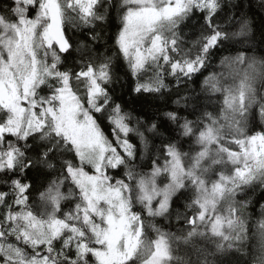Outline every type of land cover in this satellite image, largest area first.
Returning a JSON list of instances; mask_svg holds the SVG:
<instances>
[{"label": "snow or ice", "instance_id": "6c2138e0", "mask_svg": "<svg viewBox=\"0 0 264 264\" xmlns=\"http://www.w3.org/2000/svg\"><path fill=\"white\" fill-rule=\"evenodd\" d=\"M112 7L9 0L0 8V264H181L174 242L196 237L214 246L198 249L197 264H248L249 255L264 264V214L253 227L247 199H235L248 186L264 188V131L247 132L250 116L264 120V59L236 48L202 72L222 49L249 42L252 21L235 19L222 0H120L115 53L98 59L97 29ZM197 13L200 35L189 48L180 26ZM68 27L86 29L89 43L74 46ZM85 47L73 71L68 61ZM114 56L135 94L162 98L174 85L173 107L148 119L126 110L110 87ZM165 73L174 80L166 84ZM185 143L198 147L189 155ZM182 199L190 215L173 207ZM173 216L187 226L181 236L153 222ZM253 238L254 254L246 247Z\"/></svg>", "mask_w": 264, "mask_h": 264}, {"label": "trees", "instance_id": "16d2710c", "mask_svg": "<svg viewBox=\"0 0 264 264\" xmlns=\"http://www.w3.org/2000/svg\"><path fill=\"white\" fill-rule=\"evenodd\" d=\"M264 2V0H222V4L225 8L233 14L235 19H239V14L243 13L247 18L252 21L253 24V35L249 38V42L243 45H235L233 49L229 51H224L223 49L221 52L212 57L211 61H209L206 69H203L202 72L211 73L217 67V62L220 55H235V49L240 48L244 50L247 55L249 56H256L257 58L264 59V9L260 8V4ZM9 3V0H0V8L5 7ZM113 5L112 8L108 10V19L102 25H99L98 22V29L101 39L98 41L96 45V53L97 58L100 59L105 55L114 54L115 53V36L118 31V26L120 23L119 14H120V0H111ZM231 5H235V9L231 7ZM222 12L224 9L221 10ZM202 15L197 13V20L193 22L192 25L185 27V24L180 26L183 29L182 38L187 47L192 48L193 44L192 41L198 39L200 35V31L198 25L200 23L199 16ZM179 31V30H178ZM87 30H75L71 27L67 28V33L71 37V42L74 46L79 44H84L85 46L89 43L88 38L86 36ZM193 51L195 49L193 48ZM88 55L87 48L85 47L84 56L81 57L79 54L74 53L73 57L68 61V67L71 68L73 71H78L81 65L77 63L80 59H86ZM151 73H148L143 77V79H147ZM197 78H199V74H197ZM165 83L168 84L170 81L174 80L173 77L168 76L166 73L164 74ZM196 79V78H194ZM135 79L132 77L131 73L129 72L127 65L119 59L118 56H114V83L110 86L115 88V96L117 98V102L122 103V105L126 108V110L131 111L134 116H139L141 119H148L152 116H159L164 110L173 107L171 101L175 99V86L172 85V93L171 95H166L162 98H156L159 94H156V97L145 94L140 96L135 94L132 89L135 86ZM191 90L196 88L195 83L191 84ZM211 111V109H209ZM257 111L256 109L253 112ZM184 115L187 116L189 120H196L197 117L188 115L187 112H184ZM251 117V116H250ZM101 127L104 130L105 134L111 139L112 132H111V125L108 121L104 120L101 122ZM248 134H255L256 132L264 131V120H261L258 116L253 121L250 118L248 123ZM147 135V134H146ZM168 133L165 132V136L167 137ZM189 139V138H184ZM133 143H137L136 139H132ZM198 146L192 144L189 145L187 143L184 144L183 151L188 152L189 155L192 153L190 152V148H196ZM162 162V161H161ZM185 164L188 163V157L184 158ZM138 164L141 161L137 162ZM143 164L148 163L147 157L144 158L142 161ZM230 167V166H229ZM142 172L150 171V168L141 167L138 169ZM217 178V175H214L212 179ZM34 180H38L37 186L40 183H46L45 178H36L33 177ZM4 185L0 184V190L4 189ZM255 189V190H253ZM63 191H67V184ZM37 193L33 194V199L37 196ZM237 197L239 200L242 198H246L249 203V210L248 213L245 214L248 217V223L255 226L256 222L260 219L259 213L264 208V188H261L258 184L253 185L252 187H247L244 192H238ZM175 199V198H173ZM188 203V200L182 199L179 201L178 204H174L173 207L176 208L179 212L191 214L190 210H188L185 205ZM74 204V200L68 199L64 200L61 204V207L67 211L69 210ZM157 227H159L162 231L167 233H172L175 236H181V229L186 228L187 226L183 224V221H178L175 216L171 219H164L163 217H156L153 221ZM148 219H145V224L147 225ZM202 231H207L206 229H201ZM155 233H153V236ZM210 235V233H209ZM200 242L197 238H193L190 241V244L193 246V250L190 248L191 245L182 247L181 249V264H197L198 260H202V255L198 251L200 249L198 246ZM256 244V240L250 239L246 243V247L248 248L250 253L254 254V246ZM211 248V247H210ZM212 249V248H211ZM210 249V250H211ZM208 259H214V257L209 256ZM244 260L248 261V264H251L252 255L244 256Z\"/></svg>", "mask_w": 264, "mask_h": 264}, {"label": "rangeland", "instance_id": "374dc122", "mask_svg": "<svg viewBox=\"0 0 264 264\" xmlns=\"http://www.w3.org/2000/svg\"><path fill=\"white\" fill-rule=\"evenodd\" d=\"M256 108L254 107L253 109H252V111L253 110H255ZM251 118V117H250ZM250 118H249V121H250ZM249 131V128H247V132ZM214 167H219V166H214ZM214 175H217L214 171H212V172H209L208 173V176L209 177H211V178H213V176ZM255 185V184H254ZM210 186V185H209ZM253 186V185H252ZM252 186H248V187H252ZM246 189V188H245ZM235 199L237 200V201H241V200H239L238 199V197H237V194H236V197H235ZM248 210H249V203H247V205H246V209H245V214H247L248 213ZM262 214H264V208L261 210V212L259 213V215H260V219L262 218ZM201 229H204V228H201ZM202 231V230H201ZM197 238V240L200 242L199 244V248L200 249H208V250H210L211 248H213L214 246L213 245H211V244H209L208 242H207V240L205 239V238H201V237H196ZM190 244V242L189 243H184L183 242V240L181 239V240H177V241H175L174 242V244H173V251H174V256H176V257H179L180 258V261H181V252H179V251H181V249H183L182 247H185V246H188ZM191 245V244H190ZM189 245V246H190ZM191 247L192 248H190L191 250H193L194 248H193V246L191 245ZM211 247V248H210ZM204 257L202 256V259H203ZM173 264H176V261H173Z\"/></svg>", "mask_w": 264, "mask_h": 264}]
</instances>
